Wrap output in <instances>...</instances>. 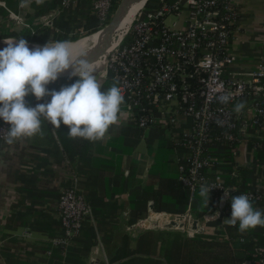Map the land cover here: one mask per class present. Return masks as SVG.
Segmentation results:
<instances>
[{
  "label": "built area",
  "instance_id": "built-area-1",
  "mask_svg": "<svg viewBox=\"0 0 264 264\" xmlns=\"http://www.w3.org/2000/svg\"><path fill=\"white\" fill-rule=\"evenodd\" d=\"M78 1L59 0L52 15ZM115 1L90 0L101 27ZM238 19L237 0H157L155 9L143 5L103 71L118 82L127 119L141 130L159 129L170 142L189 206L201 185L216 187L206 214L217 212L222 222L231 218L235 195H248L264 212V58L246 70L235 68L231 44ZM224 94L231 97L227 103L219 100ZM239 103L245 107L237 113ZM8 128L0 119V130ZM239 166L253 170L254 180L246 181ZM227 189L232 192L221 208ZM57 211L61 234L51 243L65 247L80 234L91 209L72 184L61 191ZM187 213L196 217L194 211ZM258 253L254 263L264 264V246Z\"/></svg>",
  "mask_w": 264,
  "mask_h": 264
},
{
  "label": "crops",
  "instance_id": "crops-1",
  "mask_svg": "<svg viewBox=\"0 0 264 264\" xmlns=\"http://www.w3.org/2000/svg\"><path fill=\"white\" fill-rule=\"evenodd\" d=\"M58 3L29 0L21 7V0H0V30L11 28L18 33L26 28L40 33L46 29L67 37L86 31L90 3L79 0L52 15ZM237 6L239 27L231 50L235 68L246 70L264 58V0H237ZM97 77L107 90L106 76L101 73ZM123 104L118 123L102 140L91 142L86 160L69 159L47 121L42 124L43 137L37 135L10 146L0 141V264H66L68 248L80 249L90 241V249L83 250L85 264H90L91 256L97 258L95 264H184L186 238L197 233L190 236L186 230L146 229L152 231L151 242L136 241L145 231H137V220L145 216L149 201L156 206L155 189L162 179L178 178V171L170 142L163 139L161 131L136 127L125 116ZM250 176L246 181L254 180ZM72 184L85 197L91 214L84 221L80 242L71 240L60 248L51 243L61 234L57 199ZM164 200L172 208L169 213L191 210L188 194ZM200 220L204 234L224 238L220 226L227 224L226 220L218 219V225L211 223L216 219ZM87 225L93 236L87 234ZM261 230L260 226L250 229L244 242L252 241L257 247L255 232Z\"/></svg>",
  "mask_w": 264,
  "mask_h": 264
},
{
  "label": "clouds",
  "instance_id": "clouds-1",
  "mask_svg": "<svg viewBox=\"0 0 264 264\" xmlns=\"http://www.w3.org/2000/svg\"><path fill=\"white\" fill-rule=\"evenodd\" d=\"M29 0H21L26 7ZM42 3V0H36ZM0 50V119L10 125L0 130L6 145L36 137H43L44 121L60 128L68 126L70 139L83 138L95 142L102 140L111 126L118 123V114L125 97L118 82L103 90V85L90 67L86 54L73 59L70 41H48L43 47L30 49L24 38L10 40ZM71 68L70 79H78L59 91L50 90L48 85L58 80L60 74ZM32 95L37 101L51 97L46 103L28 105L26 97ZM227 94L219 96L222 103L230 100ZM244 103L236 105L240 113ZM215 186L201 185L199 195L208 206L210 192ZM225 196L228 192L225 191ZM231 226L239 222V231L245 232L264 227V212L257 210L246 194L231 197ZM219 213L215 214L218 219Z\"/></svg>",
  "mask_w": 264,
  "mask_h": 264
},
{
  "label": "trees",
  "instance_id": "trees-1",
  "mask_svg": "<svg viewBox=\"0 0 264 264\" xmlns=\"http://www.w3.org/2000/svg\"><path fill=\"white\" fill-rule=\"evenodd\" d=\"M119 0L114 2V5L111 9V14L114 12V9L117 5ZM151 0H147L144 4L145 7L149 4ZM87 3H90V0H86ZM89 12L91 15H85V22H86V34H92L95 31L99 30L101 27L98 19L93 15L92 8L89 5ZM108 23V22H107ZM29 30H25L26 35L23 34L20 36V33H13V37L24 38L27 41H35L38 43H46L47 41H73L79 38L76 34H73L71 37H67V35H62L58 33L51 34L49 30L43 29L40 31L41 37H36L33 33ZM32 33V34H31ZM85 35V34H84ZM0 37H11V36H4L0 35ZM70 76L58 78V80L54 83L48 85L50 90L59 91L62 87L69 86L74 83L78 77ZM113 82L116 80L113 78L112 73L108 71L105 85L106 87H110ZM51 97H45L43 100L37 101L36 98L32 95L26 97V100H30V103L36 105L37 103H46L50 101ZM51 127L52 131L54 132L56 138L58 139L63 152L67 155L69 159L77 158L80 160H86L89 155V149L91 146V141L85 140L83 138H74L70 139L68 137V126L61 123L60 128L56 129L54 125L48 123ZM171 148V145H168ZM238 170L241 171L245 180H249L251 178L250 175L254 177V172L251 169L238 167ZM184 188L178 178L174 179H162L160 181V185L154 191L155 197V210L157 211H166L170 212L172 208L165 204L166 196L172 197H179L182 199L183 196H187L184 192ZM199 191H196L195 197L190 205L191 211H194L195 216L198 218L203 217L204 214L209 213L211 208L206 206L202 200V198H197L199 195ZM200 196V195H199ZM253 204V203H252ZM256 204H253V207ZM181 209H184L181 207ZM178 209V210H181ZM182 211V210H181ZM180 211V212H181ZM85 221V220H84ZM212 223V222H211ZM84 222L81 227V232L83 228ZM262 229V227H261ZM249 230L245 232L239 231V222L236 226L226 225L222 228V233L224 235L223 239H216L215 237L207 234H196L193 237L186 238V253H185V261L184 264H255L254 260L260 254L258 253L259 248L264 246V237L262 230L259 232H255L258 239L257 247H254L252 241L249 242H239L238 238H247V233ZM80 232V234H81ZM86 232L89 236H93L91 226L87 225ZM152 231L145 230L139 237L136 238L138 243L145 242L149 243L153 238L149 237V233ZM80 234L73 239V242H80ZM93 245L92 241L88 243H84L81 245L80 249L75 248H68V252L66 255L65 262L66 264H85L83 258V250L88 251L90 246ZM62 248V247H60ZM59 248V249H60ZM61 250V249H60ZM148 253H151L147 250ZM131 253V252H130ZM127 254V253H126ZM123 255V254H121ZM119 255V257H122Z\"/></svg>",
  "mask_w": 264,
  "mask_h": 264
},
{
  "label": "water",
  "instance_id": "water-1",
  "mask_svg": "<svg viewBox=\"0 0 264 264\" xmlns=\"http://www.w3.org/2000/svg\"><path fill=\"white\" fill-rule=\"evenodd\" d=\"M140 0H119L114 12L112 13L108 23L103 26L101 29L95 31L99 32L97 40L90 45V43H86L81 51L75 56L74 59L80 56L81 53L86 54V58L89 54L94 53L100 49L107 48L111 45L118 34L119 23L123 19V16L127 12L128 8L138 2ZM147 0L144 1V4ZM10 37H0V50L5 48L7 45L5 42H8ZM76 41V40H75ZM30 43V42H28ZM31 44V43H30ZM105 64L103 66L94 69L96 75L99 72H103L105 69ZM71 68L66 70L64 73L60 74L58 78L70 76ZM228 194L232 192V190H226ZM225 195L221 198L220 207L224 206ZM217 213V212H216ZM203 219L205 221L214 220V215H203ZM135 228L137 231L146 230V229H169V230H186L190 236L193 233L202 234L204 230V225L201 223L200 218L194 217L192 214L183 213H169L164 211H157L153 207L152 201L148 202L146 208V214L143 218H139L136 222ZM97 263V258L94 256L90 257V264Z\"/></svg>",
  "mask_w": 264,
  "mask_h": 264
},
{
  "label": "bare ground",
  "instance_id": "bare-ground-1",
  "mask_svg": "<svg viewBox=\"0 0 264 264\" xmlns=\"http://www.w3.org/2000/svg\"><path fill=\"white\" fill-rule=\"evenodd\" d=\"M145 0H140L134 4H132L125 15L123 16V19L119 23V30L116 38L114 41L111 43V45L107 48L100 49L94 53H91L87 56V60L90 64V67L94 70L96 68H99L104 65L110 54L117 48V46L120 44L122 41L126 31L128 30V27L130 26L132 20L134 19L136 13L143 7ZM99 32H94V34H90L89 36H85L83 38H78L71 42V48L73 52V59L75 56L81 51L82 47L86 43H94L97 38H98ZM14 40V38H11L8 40ZM28 46L30 49L36 48V47H43L44 45H36V44H30L28 43Z\"/></svg>",
  "mask_w": 264,
  "mask_h": 264
},
{
  "label": "rangeland",
  "instance_id": "rangeland-1",
  "mask_svg": "<svg viewBox=\"0 0 264 264\" xmlns=\"http://www.w3.org/2000/svg\"><path fill=\"white\" fill-rule=\"evenodd\" d=\"M156 4H157V0H151L146 8L147 9H155L156 8ZM25 30H28V29L25 28V29L19 30L18 33H20V36L23 35V34L26 35ZM28 32H30V30ZM13 33H15V32L13 30H11V28H9L8 31L7 30H0V35L11 36V38L19 39L18 37H13V35H12ZM32 33H33V35H36V37H38V38L42 36V35L39 34V32H36V29H33ZM73 34H75V33L69 34L68 37H71ZM76 34L79 36V38H83L85 36H89L90 35V33L86 34L85 31L78 32ZM28 42H30L31 44H36V45H45L48 41L46 43H38V42H35V41H28ZM50 42H54V41H50ZM101 73H103V72H99L97 75H100ZM219 220L216 219V220L212 221V224L213 225H218L219 224Z\"/></svg>",
  "mask_w": 264,
  "mask_h": 264
}]
</instances>
